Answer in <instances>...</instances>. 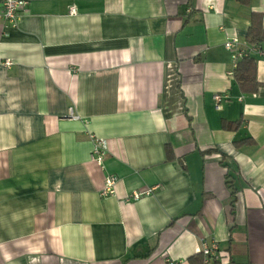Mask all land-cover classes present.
Returning a JSON list of instances; mask_svg holds the SVG:
<instances>
[{
	"label": "crops",
	"instance_id": "0c3cea01",
	"mask_svg": "<svg viewBox=\"0 0 264 264\" xmlns=\"http://www.w3.org/2000/svg\"><path fill=\"white\" fill-rule=\"evenodd\" d=\"M258 13L264 28V0H27L0 20V264H191L212 241L204 264H264V39L253 92L223 46Z\"/></svg>",
	"mask_w": 264,
	"mask_h": 264
},
{
	"label": "built area",
	"instance_id": "2783aa9c",
	"mask_svg": "<svg viewBox=\"0 0 264 264\" xmlns=\"http://www.w3.org/2000/svg\"><path fill=\"white\" fill-rule=\"evenodd\" d=\"M27 4V0H0V20L10 24L11 26H15L19 19L20 13L24 10ZM69 13H75V8L70 7ZM223 46L226 50H228L231 54L232 68L236 65L238 58H240L243 54L246 53V50L240 47L238 39L236 37L226 39L223 42ZM255 49V47L251 48V50ZM5 65H9L10 62L8 60L4 61ZM232 68L227 72L229 76H232ZM214 105L217 108L219 102L222 100V95L219 93H215L213 96ZM107 151V143L102 138H95L90 157L99 165L102 164V160L104 154ZM117 178L112 174H107L104 176L102 186L99 190V194L101 196L113 195L115 193V184ZM157 187V185L144 187L140 189H134L129 192L128 195L124 197L125 200H136L141 196H146L152 193V191ZM200 252L203 255L204 263L208 260L213 259L218 261L221 257V250L219 249L216 242H210L209 244L203 243L200 249ZM182 260H169L168 264H183Z\"/></svg>",
	"mask_w": 264,
	"mask_h": 264
},
{
	"label": "trees",
	"instance_id": "16d2710c",
	"mask_svg": "<svg viewBox=\"0 0 264 264\" xmlns=\"http://www.w3.org/2000/svg\"><path fill=\"white\" fill-rule=\"evenodd\" d=\"M262 39H264V28L261 25V15L259 13L253 14L245 36V47L240 46L246 50V53L238 58L236 65L232 68V78L242 91L253 92L257 87V81L255 79V59L250 52L252 51L251 48L257 47ZM236 126V120L223 121L222 124L224 128H235ZM245 139L239 140L235 144L238 145L249 141ZM188 260L191 264H204L201 252L192 255ZM214 262L217 263L218 261L214 260Z\"/></svg>",
	"mask_w": 264,
	"mask_h": 264
}]
</instances>
